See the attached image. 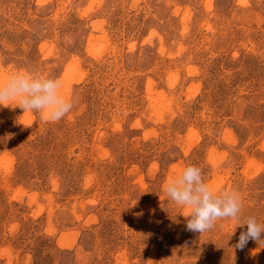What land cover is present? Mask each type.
Here are the masks:
<instances>
[{
    "label": "rangeland",
    "instance_id": "obj_1",
    "mask_svg": "<svg viewBox=\"0 0 264 264\" xmlns=\"http://www.w3.org/2000/svg\"><path fill=\"white\" fill-rule=\"evenodd\" d=\"M25 70L73 107L0 106V264H264L235 248L264 225V0H0V84ZM188 166L239 223L187 230Z\"/></svg>",
    "mask_w": 264,
    "mask_h": 264
},
{
    "label": "clouds",
    "instance_id": "obj_2",
    "mask_svg": "<svg viewBox=\"0 0 264 264\" xmlns=\"http://www.w3.org/2000/svg\"><path fill=\"white\" fill-rule=\"evenodd\" d=\"M60 78H50L28 71H20L0 84V106L15 104L26 112L39 114L42 122L55 123L70 113L72 101L62 94ZM170 202L189 210L186 228L193 233L204 234L213 230L218 221L231 220L239 223L243 200L236 189L214 192L204 181L198 166L186 167L164 186ZM236 249L243 250L249 241L264 244V225L249 217L243 223Z\"/></svg>",
    "mask_w": 264,
    "mask_h": 264
}]
</instances>
